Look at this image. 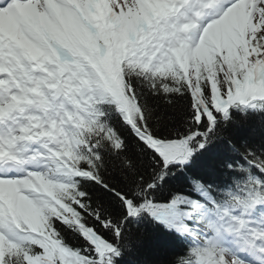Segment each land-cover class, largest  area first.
<instances>
[{
	"label": "trees",
	"instance_id": "trees-1",
	"mask_svg": "<svg viewBox=\"0 0 264 264\" xmlns=\"http://www.w3.org/2000/svg\"><path fill=\"white\" fill-rule=\"evenodd\" d=\"M222 55L226 63L174 71L158 84L145 69L121 60L116 79L133 85L143 123L154 139L186 140L193 144V155L187 163L166 166L153 147L116 119L115 133L104 138L97 155L71 157L82 177L46 186L38 214L21 227L22 243L0 242L3 263L193 264L195 257H208L193 238L194 224L182 225L183 212L201 220L203 213H196L201 200L230 181L233 165L243 155L264 164V111L242 104L226 112L219 103L231 97L244 75L245 80L255 76L253 66L264 60V33ZM108 84L96 77L100 89ZM201 104L210 111H203ZM213 181L212 187L203 189ZM129 199L134 210H166L165 220L156 221L152 212L143 218L128 216Z\"/></svg>",
	"mask_w": 264,
	"mask_h": 264
},
{
	"label": "rangeland",
	"instance_id": "rangeland-1",
	"mask_svg": "<svg viewBox=\"0 0 264 264\" xmlns=\"http://www.w3.org/2000/svg\"><path fill=\"white\" fill-rule=\"evenodd\" d=\"M136 4L137 3H135L133 0H124V1L121 0L120 3H119V7H120V10H121L120 12H122L123 15H128V14L130 15L131 9L133 8V6H136ZM253 16H254V23L255 24H257L259 22V20H262L261 22H262V24H264V5H259V7H254L253 8ZM72 21H75V20H72ZM43 39H45V35H43L41 37L40 41H42ZM207 40H208V43H207V41L206 42L202 41V47L200 48V50L202 51L203 54H208L210 52V48L215 46V43L218 40V38L214 37L213 34H212L211 36H209V38ZM31 41H33V40H31ZM27 46L29 47V45H27ZM40 48H41L40 42H37L35 40V43L32 46V50H34V54H39ZM15 61H16V63H20L21 56H17ZM51 171H52V169H51ZM54 173H56V171ZM50 176L51 175L48 174L47 176L41 178L40 180H35L34 184H38V183L42 182L43 180L48 179ZM12 182L13 181H11L10 185L7 182H4V183L1 182V186L5 187L9 191L10 194H17V190H19V189H18L17 186L12 185L13 184ZM32 183H33V179L32 178L31 179L27 178L25 184L23 182V185H24L23 187L27 188ZM33 194L34 193H31L30 199H31L32 202L33 201L36 202L37 201V197H36L35 194H34L35 196ZM21 196H23V197L25 196L26 197V195H24V194H22ZM17 197H20V195H17ZM214 264H221V261L220 260H215Z\"/></svg>",
	"mask_w": 264,
	"mask_h": 264
},
{
	"label": "bare ground",
	"instance_id": "bare-ground-1",
	"mask_svg": "<svg viewBox=\"0 0 264 264\" xmlns=\"http://www.w3.org/2000/svg\"><path fill=\"white\" fill-rule=\"evenodd\" d=\"M22 12H23V10H22ZM25 15H27V18H28V12L26 10H25ZM19 17H20V13H15V12L12 13L11 16H10V18H11L10 22H13V20H15L18 23H22L24 21V19L27 20V18H25V16L23 17V19H20ZM6 22H7V20H6ZM13 29L17 30L16 28H13ZM16 38L19 39L17 36H16Z\"/></svg>",
	"mask_w": 264,
	"mask_h": 264
}]
</instances>
